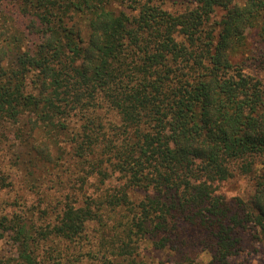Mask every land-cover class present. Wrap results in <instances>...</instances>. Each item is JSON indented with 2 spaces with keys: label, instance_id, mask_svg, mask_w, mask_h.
Wrapping results in <instances>:
<instances>
[{
  "label": "trees",
  "instance_id": "16d2710c",
  "mask_svg": "<svg viewBox=\"0 0 264 264\" xmlns=\"http://www.w3.org/2000/svg\"><path fill=\"white\" fill-rule=\"evenodd\" d=\"M9 140L0 264L264 259V0H0Z\"/></svg>",
  "mask_w": 264,
  "mask_h": 264
},
{
  "label": "rangeland",
  "instance_id": "374dc122",
  "mask_svg": "<svg viewBox=\"0 0 264 264\" xmlns=\"http://www.w3.org/2000/svg\"><path fill=\"white\" fill-rule=\"evenodd\" d=\"M4 148L0 147V160L6 159L7 161L5 153H8V155L10 156L14 151H16V146L13 144V141L9 140ZM12 175V179L15 181L16 186L13 188L14 190L12 192L2 194V196L0 197V204L2 203L1 199L3 197L7 199H13L12 197L17 193L16 190H18V188L20 189V193H24L25 191L24 188L26 183V176H24V171L13 170ZM252 190L253 187L251 181L248 177H245L243 175H236L229 180L221 182L218 185V193L224 194L227 198H233L237 196L246 198L251 194ZM24 195L28 201V205H31L35 202L36 198L35 196H33L34 194L30 195L28 193H24ZM13 207L17 208L18 210L21 206L14 201ZM145 251H147V253L149 254H152V256L156 260V264H166L164 261L169 260V252L156 253L155 251H152L150 247H147ZM16 252V246L11 242L9 237L0 239V256H4L6 258L10 256L14 257L16 256ZM201 256L207 259V256L204 253L201 254ZM238 261L242 262L243 264H264V259L259 253L256 252H244L243 254H241Z\"/></svg>",
  "mask_w": 264,
  "mask_h": 264
}]
</instances>
